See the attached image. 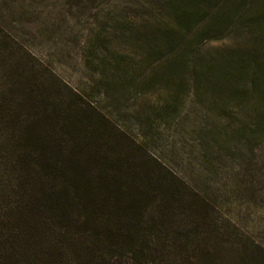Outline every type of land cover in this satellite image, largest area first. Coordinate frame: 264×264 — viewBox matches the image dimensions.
I'll use <instances>...</instances> for the list:
<instances>
[{"label":"trees","instance_id":"trees-1","mask_svg":"<svg viewBox=\"0 0 264 264\" xmlns=\"http://www.w3.org/2000/svg\"><path fill=\"white\" fill-rule=\"evenodd\" d=\"M4 2L0 264H264V0H100L147 30L132 88L167 90L152 114L178 116L168 158L125 130L130 146L101 142L103 118L24 50ZM56 2L60 18L94 4Z\"/></svg>","mask_w":264,"mask_h":264},{"label":"rangeland","instance_id":"rangeland-1","mask_svg":"<svg viewBox=\"0 0 264 264\" xmlns=\"http://www.w3.org/2000/svg\"><path fill=\"white\" fill-rule=\"evenodd\" d=\"M4 3L6 26L19 31L24 50L33 53L45 71L65 83L103 118L101 142L114 140L130 146L117 134L125 130L136 144L143 143L146 154L169 157V146L178 141L175 134L178 116L172 121V127L167 128L158 125L152 114L164 102L167 90L144 88L137 92L132 88L145 77V73L140 76L135 71L145 65L143 58L149 53L145 40H141L148 35L147 30L133 25L138 24L137 19L121 14L106 17L100 12V0H94L90 12L86 10V3L79 8L74 5L62 18L57 13L56 0H5ZM190 98L186 96V103ZM185 115L187 107L183 106L179 116ZM147 119L150 126L144 130L140 126ZM169 159L184 172L185 156L180 153L179 158ZM191 170L195 168L188 170L189 180L193 181ZM256 234L264 238V233Z\"/></svg>","mask_w":264,"mask_h":264}]
</instances>
